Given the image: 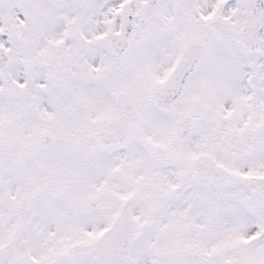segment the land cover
I'll return each instance as SVG.
<instances>
[{
	"label": "snow or ice",
	"instance_id": "snow-or-ice-1",
	"mask_svg": "<svg viewBox=\"0 0 264 264\" xmlns=\"http://www.w3.org/2000/svg\"><path fill=\"white\" fill-rule=\"evenodd\" d=\"M0 264H264V0H0Z\"/></svg>",
	"mask_w": 264,
	"mask_h": 264
}]
</instances>
